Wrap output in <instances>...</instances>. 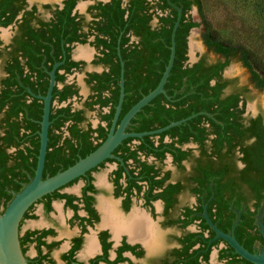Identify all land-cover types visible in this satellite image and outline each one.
<instances>
[{
	"label": "flooded vegetation",
	"instance_id": "flooded-vegetation-1",
	"mask_svg": "<svg viewBox=\"0 0 264 264\" xmlns=\"http://www.w3.org/2000/svg\"><path fill=\"white\" fill-rule=\"evenodd\" d=\"M176 1L170 0L182 17L172 96H157L144 106L108 157L26 210L19 241L28 264H252L218 232L250 254L264 253V115L245 113L249 88H238L224 75L226 67L240 63L252 88L264 89L236 51L217 53L208 45L209 30L194 0H185L189 7ZM176 18L167 0H0L1 202L35 176L46 101L42 180L106 141L122 79L114 132L157 86ZM199 26L205 53L192 56L189 36ZM204 82L217 88L218 98L201 112L207 101L190 97V90ZM195 108L200 112L185 115ZM105 204L129 227L115 232L104 222ZM36 206L46 221L21 233L25 220H37ZM133 213L143 215L150 229L132 226ZM52 214L58 215L62 236L48 223ZM30 247L33 256L27 254Z\"/></svg>",
	"mask_w": 264,
	"mask_h": 264
},
{
	"label": "water",
	"instance_id": "water-1",
	"mask_svg": "<svg viewBox=\"0 0 264 264\" xmlns=\"http://www.w3.org/2000/svg\"><path fill=\"white\" fill-rule=\"evenodd\" d=\"M168 4L177 10V18L172 29L171 33V46H170V55L168 63L164 69L162 77L157 84V86L150 91L147 95L143 96L135 105H133L128 112L125 114L117 130L114 132V125L116 118L119 114L121 103L124 96L123 91V79L121 80V91L119 105L117 107L116 118L114 120L113 128L109 137L106 141L92 154L87 156L84 160L75 164L71 168L57 173L56 175L42 180V170L44 165V158L46 154L47 147V129H48V115H49V102L46 101L44 107V118L42 122V131H41V145L39 152L38 165L35 171L34 178L23 187L19 193H14L13 198L8 202L6 207L3 210H0V264H28L24 254L22 252L20 241H19V224L20 221L26 212V210L37 200L43 197L46 194L51 193L55 189L74 179L75 177L83 174L86 170L95 166L97 163L108 157L111 150L120 143V141L125 138L127 135L124 134V129L130 120L146 105H148L153 99L159 95H166L164 90V85L167 82L170 71L172 69L174 58H175V33L180 24L182 17V10L179 7H176L174 4L167 0ZM193 13V12H192ZM193 19L195 20L194 14ZM196 21V20H195ZM189 50L194 56L195 53L202 54L205 53V48L201 44L200 33L198 27L190 33L189 36ZM208 58L210 60L216 59V56L212 52H208ZM224 75L228 78H233L236 80V86L240 88L241 86H246L249 89L248 94L246 95V106L245 113H257L258 111L263 112L264 115V93L252 88L249 78L244 74V72L232 61L226 67ZM51 96V88L49 89L48 98ZM185 120L171 123L168 126L160 129L159 131H165L170 129L173 126L179 125ZM105 219L104 222H107L111 225L115 232H120L123 228H127L125 223L115 214L111 204L104 205ZM34 214L37 216V220L30 221L25 220L21 227V233H23L32 223H44L46 221L45 216L41 211L40 206H36L34 209ZM52 221L48 222L51 226H55V229L58 233V236H62L63 229L57 225L59 223L58 215L52 214ZM129 221L133 224L135 228L142 229V231H147L150 227L146 224V221L143 215L139 213H133L129 217ZM56 222V224H55ZM218 232V231H217ZM218 236L223 238L227 243H229L237 254L243 258L250 261L252 264H264V253L260 255L250 254L242 246H240L236 240L229 236L218 232ZM94 244L89 242L87 245V252H93ZM27 254L33 256V251L31 247L28 249ZM55 257V253H53Z\"/></svg>",
	"mask_w": 264,
	"mask_h": 264
},
{
	"label": "trees",
	"instance_id": "trees-1",
	"mask_svg": "<svg viewBox=\"0 0 264 264\" xmlns=\"http://www.w3.org/2000/svg\"><path fill=\"white\" fill-rule=\"evenodd\" d=\"M180 1L185 3L187 5L186 7H189L190 1L186 2L185 0H177L176 2H180ZM200 1L201 0H194V4L196 3L199 10L201 7ZM244 1L245 3L250 5L253 14L255 15L257 20H259L262 23V27H263L264 26V0H244ZM196 25H197L196 23H193L190 26L195 27ZM206 25L209 30L208 31V45L217 53L228 54L233 51H236V55L239 58V60L251 72L252 78L256 82V86L258 88L264 89V34L263 35L261 34L262 31L259 30L258 28L259 34H257L255 38L250 39V40H243L244 42L237 44L234 40H232L231 38H228V36H225L227 34L223 30H216L215 28L210 26L207 22H206ZM178 36H179V33L177 32L176 33L177 45H178V38H179ZM167 61H168V58L166 59L165 62ZM176 62L177 61L175 59L174 65H176ZM165 66L166 65L162 67L161 75L164 71ZM161 75H160V78H161ZM172 75H173V70H171L170 75L167 79V82L164 86L166 94L170 97L173 94V90L171 89ZM193 83L195 82H192L191 85ZM190 92H191L190 97L197 98L198 100H201L203 102L207 101V103L206 102L203 103L201 107V112L209 111L212 105L211 102L214 100L216 101V99L218 98L217 88H213V87L209 88L206 82H204L203 84H200L195 89L190 90ZM158 98L166 100L165 96L163 95H159L156 99ZM197 112H200V111H198L195 108V109H192L189 113H186L185 115L194 114ZM162 113L164 114V112ZM165 124L167 123L165 122L164 125ZM1 201L2 200L0 198V205L2 206V210H3L8 204V202L10 201V199L4 203Z\"/></svg>",
	"mask_w": 264,
	"mask_h": 264
},
{
	"label": "rangeland",
	"instance_id": "rangeland-1",
	"mask_svg": "<svg viewBox=\"0 0 264 264\" xmlns=\"http://www.w3.org/2000/svg\"><path fill=\"white\" fill-rule=\"evenodd\" d=\"M200 15L216 30H223L237 44L255 38L258 28L264 34V26L257 20L249 4L244 0H201ZM197 22L200 16L192 11ZM199 33L202 27H198ZM249 78V72L240 63L233 61ZM264 93V92H263Z\"/></svg>",
	"mask_w": 264,
	"mask_h": 264
}]
</instances>
